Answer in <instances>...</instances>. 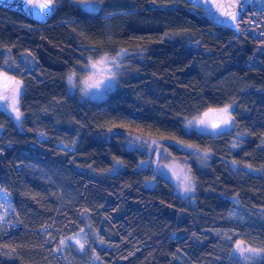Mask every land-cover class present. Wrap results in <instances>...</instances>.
Here are the masks:
<instances>
[{"label":"trees","instance_id":"obj_1","mask_svg":"<svg viewBox=\"0 0 264 264\" xmlns=\"http://www.w3.org/2000/svg\"><path fill=\"white\" fill-rule=\"evenodd\" d=\"M52 1L45 25L0 7V72L22 84V128L0 108V264H264V12L245 6L235 30L185 0H98L95 12ZM124 48L102 100L69 91L84 55ZM23 53L33 69H15ZM227 105V132L185 130ZM125 125L186 162L191 200L139 166L143 151L104 137ZM78 233L81 253H56ZM237 243L256 254L234 257Z\"/></svg>","mask_w":264,"mask_h":264},{"label":"rangeland","instance_id":"obj_2","mask_svg":"<svg viewBox=\"0 0 264 264\" xmlns=\"http://www.w3.org/2000/svg\"><path fill=\"white\" fill-rule=\"evenodd\" d=\"M75 3L85 10L87 0H77ZM87 6L91 7V5ZM260 30L259 27H254L249 30V33L255 36H261ZM8 54L12 57L11 53ZM131 54L132 51L130 49L124 48L112 54H98L96 56L84 55V61L77 62L76 69L66 74L65 80L69 91H72L75 86H78L83 95L88 99L92 101L102 100L115 87L118 73L125 62V58ZM25 58L30 60L29 64L22 60ZM13 62L15 63V69L21 66L24 69H33L36 64L33 57L26 53L20 54L18 59L13 60ZM21 92L22 84L20 81L11 78L5 72H0V108L4 109V111L6 110L19 128H22V125L16 104ZM225 108H227L226 116L222 112ZM225 118L228 119V123L222 122ZM216 121L219 124L213 125L212 123ZM183 123L186 131L194 130L211 136L220 135L227 132L232 126L231 106L227 105L204 110L192 117L185 118ZM104 137L106 139L114 138L121 140V143L126 148H137L143 151L146 154V159L140 162L139 166L141 168L154 170L156 174L161 175L172 184L173 190L177 194L183 198L192 199L194 183L186 162L181 158L172 157L168 153L165 148L167 141L140 134L134 125H125L122 130H108ZM38 138L43 139L44 135L39 133ZM181 147L186 150H192V153L199 158L208 157V154H203L204 152L202 151L188 146L181 145ZM116 165L120 166L121 162H116ZM152 185L153 181L147 183V186ZM1 191L0 189V205H6L7 207L8 195L6 196V193L3 191L4 194ZM83 239L84 235L82 233L64 239L62 245L56 250V253L63 252L64 247L69 244H72L77 249V252L81 253L83 251ZM255 254V250L242 243H237L233 250V255L237 258H243L244 256L246 258Z\"/></svg>","mask_w":264,"mask_h":264},{"label":"water","instance_id":"obj_3","mask_svg":"<svg viewBox=\"0 0 264 264\" xmlns=\"http://www.w3.org/2000/svg\"><path fill=\"white\" fill-rule=\"evenodd\" d=\"M188 4L201 8L206 16L218 25L237 30V23L245 6H250L256 11L264 12V0H185ZM50 3L48 9L41 5ZM0 7L6 10L17 11L25 17L45 25L52 13V0H0ZM235 15V18H233ZM218 125L219 122H213Z\"/></svg>","mask_w":264,"mask_h":264},{"label":"snow or ice","instance_id":"obj_4","mask_svg":"<svg viewBox=\"0 0 264 264\" xmlns=\"http://www.w3.org/2000/svg\"><path fill=\"white\" fill-rule=\"evenodd\" d=\"M87 5H91V7H88ZM49 7H50V3L41 5V8H43V9H48ZM85 10L86 11H90V12L99 11L100 8H99V2H98V0H87V4L85 5ZM233 18H235V15H233ZM222 112L226 116V114H227V108L223 109ZM222 122L223 123H228V119L225 118Z\"/></svg>","mask_w":264,"mask_h":264}]
</instances>
